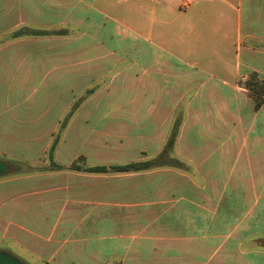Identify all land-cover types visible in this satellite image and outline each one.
<instances>
[{"label": "crops", "instance_id": "obj_1", "mask_svg": "<svg viewBox=\"0 0 264 264\" xmlns=\"http://www.w3.org/2000/svg\"><path fill=\"white\" fill-rule=\"evenodd\" d=\"M250 73L264 0H0V156L28 166L0 179L5 241L31 264H264ZM55 139L63 166L155 162L33 170Z\"/></svg>", "mask_w": 264, "mask_h": 264}, {"label": "trees", "instance_id": "obj_2", "mask_svg": "<svg viewBox=\"0 0 264 264\" xmlns=\"http://www.w3.org/2000/svg\"><path fill=\"white\" fill-rule=\"evenodd\" d=\"M28 33L41 34V33H44V31L30 30L28 31ZM243 84L247 88L249 95L253 98L255 108L264 104V79L258 80L255 73H250L247 79L243 82ZM71 113L72 112H69L68 115H70ZM66 119L67 118H65V120ZM64 121L62 122L61 126L64 125ZM178 126H179V120H176L174 122L172 131L168 137V140L163 148V151L161 152V156L167 155L169 151L172 149L177 133H178ZM55 146H56V139L53 141V143L51 144L48 150L49 164L44 167H40V166L32 167L33 170L41 171V170L68 168L71 170H82V171H87V172L129 171V170L148 167L150 165H153L155 162L154 160H150V161H145V162H131L127 164L88 166L83 162L84 161L83 157H78L76 160L71 162L68 166H63L53 160V152H54ZM25 167H28V166L23 165L22 170Z\"/></svg>", "mask_w": 264, "mask_h": 264}, {"label": "rangeland", "instance_id": "obj_3", "mask_svg": "<svg viewBox=\"0 0 264 264\" xmlns=\"http://www.w3.org/2000/svg\"><path fill=\"white\" fill-rule=\"evenodd\" d=\"M129 39H126L125 40V43L128 44L129 43ZM0 159L6 161V162H10V161H16L15 159H11V158H7L5 156H0ZM13 169L11 174L7 173V174H4V175H0V179L1 178H5L7 176H11L12 174H20V173H23V170H22V167H23V164L19 161H16L13 163ZM27 168V167H25ZM3 229H4V223L0 222V249L2 250H6V251H10L11 253H13L16 257H18L19 259L25 261L27 264H31L32 262L29 261L25 255L20 252V250H18L16 247H13L11 246L7 241H5L4 239V236H3Z\"/></svg>", "mask_w": 264, "mask_h": 264}, {"label": "water", "instance_id": "obj_4", "mask_svg": "<svg viewBox=\"0 0 264 264\" xmlns=\"http://www.w3.org/2000/svg\"><path fill=\"white\" fill-rule=\"evenodd\" d=\"M13 164L0 159V175L12 172ZM0 264H26L13 253L0 249Z\"/></svg>", "mask_w": 264, "mask_h": 264}, {"label": "built area", "instance_id": "obj_5", "mask_svg": "<svg viewBox=\"0 0 264 264\" xmlns=\"http://www.w3.org/2000/svg\"><path fill=\"white\" fill-rule=\"evenodd\" d=\"M186 5V3H184Z\"/></svg>", "mask_w": 264, "mask_h": 264}]
</instances>
